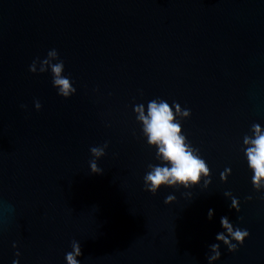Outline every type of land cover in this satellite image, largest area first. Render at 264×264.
<instances>
[{
	"label": "water",
	"instance_id": "1",
	"mask_svg": "<svg viewBox=\"0 0 264 264\" xmlns=\"http://www.w3.org/2000/svg\"><path fill=\"white\" fill-rule=\"evenodd\" d=\"M53 48L68 99L29 71ZM157 97L191 109L182 131L211 172L191 199L143 190L157 161L133 105ZM253 123L264 126V0H0V264H66L73 240L81 264H207L221 216L250 235L215 264H264V192L240 150ZM105 142L92 174L89 149Z\"/></svg>",
	"mask_w": 264,
	"mask_h": 264
},
{
	"label": "clouds",
	"instance_id": "2",
	"mask_svg": "<svg viewBox=\"0 0 264 264\" xmlns=\"http://www.w3.org/2000/svg\"><path fill=\"white\" fill-rule=\"evenodd\" d=\"M29 71L33 74L50 73L51 83L58 96L68 99L76 94L74 81L70 75L65 74V64L60 59L56 49H50L46 57H37L29 65ZM21 107H25L21 105ZM35 110L41 109L38 100L34 101ZM135 121L139 126V139L154 150L155 164H148L147 171L143 175V190L156 195L161 188H173L186 190L182 195L191 199V189L200 187L207 189L211 184V172L206 160L198 148L194 147L191 141L182 131V123L191 116V109L181 107L172 101L162 98H153L145 106L144 103L133 105ZM133 136L136 132L133 131ZM108 143L102 146H94L89 149L92 159L89 161V170L92 174H101L97 161L105 155ZM241 152L250 172V182L255 192H264V126L253 123L249 133L242 138ZM231 175V169L225 168L219 174L221 182L226 183ZM223 195L230 200L229 209L240 212V201L231 192H224ZM248 201L252 196L246 197ZM176 196L169 194L164 198V204L175 202ZM214 210L209 209L207 218L212 219ZM238 219H240L238 217ZM221 231L217 232L215 243L208 245L209 254L206 255L207 264H215L221 258V245H224L229 252L238 251L250 233L247 229L233 224L228 216L220 217ZM13 248L17 245L13 243ZM19 258L20 252L15 253ZM82 256L80 243L76 240L71 242V251L65 254L66 264H81L79 257ZM12 264H19V259H14Z\"/></svg>",
	"mask_w": 264,
	"mask_h": 264
}]
</instances>
